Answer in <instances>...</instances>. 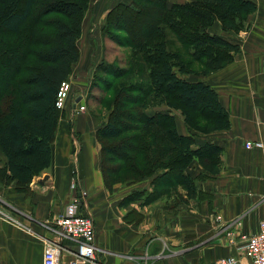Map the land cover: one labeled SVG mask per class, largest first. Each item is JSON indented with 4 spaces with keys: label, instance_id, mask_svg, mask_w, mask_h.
Returning a JSON list of instances; mask_svg holds the SVG:
<instances>
[{
    "label": "crops",
    "instance_id": "obj_1",
    "mask_svg": "<svg viewBox=\"0 0 264 264\" xmlns=\"http://www.w3.org/2000/svg\"><path fill=\"white\" fill-rule=\"evenodd\" d=\"M245 1L257 6L247 15L245 29L222 38L238 45V51L223 68L201 80L215 92L227 127L201 133L190 129L181 114L183 120L175 122L179 135L192 138V150L211 146L221 151L215 157L217 173L205 171L197 159L185 169L195 182V197L188 199L178 187L155 199L160 170L137 187L110 191L103 181L97 141L104 120L75 111L71 104L59 116L50 166L24 190L16 181L1 183L9 173L0 152V264H42L46 244L56 240L50 227L65 214L72 197L84 190L87 197L79 211L93 221L101 264H216L221 258L250 264L227 235L255 234L264 218V9L260 1ZM85 23L86 17L82 32ZM80 39L70 82L86 78L92 70L89 59H82ZM247 142H261L263 147L246 148ZM61 244L75 251L73 243L63 239Z\"/></svg>",
    "mask_w": 264,
    "mask_h": 264
},
{
    "label": "trees",
    "instance_id": "obj_2",
    "mask_svg": "<svg viewBox=\"0 0 264 264\" xmlns=\"http://www.w3.org/2000/svg\"><path fill=\"white\" fill-rule=\"evenodd\" d=\"M166 1L119 2L107 13L105 29L113 26L123 31L117 21L113 24L112 15L122 10L118 18L127 24L130 17L148 16L154 13L149 9H156L155 22L131 43L136 61L150 65L151 90L132 95L140 92L130 86L128 92L122 89L115 98L117 114L98 131L101 173L110 189L109 182L122 172L120 179L133 183L160 170L163 174L154 182L155 199L178 187L193 199L195 182L184 173L185 169L197 159L205 171L215 174L219 165L215 157L221 151L211 146L192 150V138L178 134L172 116H148L144 109L165 105L178 110L185 124L201 133L225 129L228 123L215 92L206 83L177 76L175 69L183 75L192 72L177 53L167 50L166 33L172 31L186 48L191 47L192 59H204L200 73L194 75L205 77L228 64L239 46L209 35L203 28L219 21L238 33L240 26L234 25L233 19L254 13L257 7L245 0H199L181 5ZM88 6V0H0L1 31L20 39L13 44L0 39V152L9 173L1 183L16 181L24 190L50 166L51 144L62 111L55 107V97L79 58L77 41ZM30 20L31 30L24 32ZM185 28L190 35L184 33ZM200 103L210 114L194 110ZM187 111H195L198 118ZM200 119L206 122L203 127L198 126ZM126 120L130 124L125 126ZM108 140L117 143L106 146L104 141ZM121 148H126V153L118 154Z\"/></svg>",
    "mask_w": 264,
    "mask_h": 264
},
{
    "label": "rangeland",
    "instance_id": "obj_3",
    "mask_svg": "<svg viewBox=\"0 0 264 264\" xmlns=\"http://www.w3.org/2000/svg\"><path fill=\"white\" fill-rule=\"evenodd\" d=\"M172 1L178 2L177 4H186L190 2H195L199 0H167V4H171ZM262 2L260 5V10L264 9V0H257ZM89 6L87 12L85 13L86 23L85 31L82 32V37L79 41V47L81 51L82 59H89L88 66H92V70L88 72L87 77H76V81H68L71 83V93L68 100V105L73 103H78L83 105L85 110L84 112L89 113L90 115L104 120L106 124L110 116L115 117L116 105L115 98L122 89L128 92L130 86H133L136 91L132 95H143L151 90V80L149 79V64L140 65L136 58L132 56L133 47L131 43H134V40H138L143 33L149 29V27L155 22V6L149 10L154 13H148L149 15H143L142 17H130L127 24L122 22V19L118 18L119 15H123V11L120 10L117 14L112 15L113 24L117 23L123 27V31L117 30L110 26L105 29V19L108 13L110 6L120 2L119 0H88ZM124 4H129L130 0H124ZM257 7V6H256ZM149 8V7H148ZM106 11V12H105ZM264 14V12H263ZM126 14L124 13V16ZM251 15V14H250ZM135 18V19H134ZM248 16L245 17H235L232 23L236 26H240L239 31L245 29L246 20ZM219 21H214L210 25H207L203 30L209 35H216L220 38L228 40V36L232 34H237L236 30H231L225 28V24L216 23ZM31 20L24 28V32L31 30ZM242 27V28H241ZM238 28V27H237ZM190 31L185 28L184 33L188 34ZM189 33L188 35H190ZM227 36V38H225ZM233 36V35H232ZM19 37L13 35H7L5 32L1 31L0 28V39L8 40V43L13 44L15 41H19ZM167 45L166 48L169 52L177 53L179 59L187 65V69L192 73L189 74H180L175 69L177 76L181 79L194 82L202 80L200 75H194V73H200L203 65L204 59L194 60L190 57L192 53V48H186L178 40L172 31H167L166 33ZM231 41V40H230ZM1 42V41H0ZM35 48V46H34ZM32 47V49H34ZM94 59L101 62V65H95ZM99 67V68H98ZM94 70V71H93ZM7 77L6 75L2 77L3 79ZM81 96V98H78ZM79 99V102L77 101ZM76 99V100H75ZM82 100V103H81ZM77 101V102H76ZM195 111H201L204 114H210V111L205 107V104H198ZM195 111H187L190 116L192 115L195 118H198V114ZM83 112V113H84ZM145 114L148 116L152 115H167L173 116L174 123L177 120H183L180 116L178 110H174L166 107L165 105H159L157 107H149L144 109ZM64 113V110L61 111ZM130 121L126 120L124 125H129ZM206 122L203 119L199 120L198 126H204ZM97 141L100 144V139L97 136ZM103 142V141H101ZM106 146L111 144H116L117 140H108L104 141ZM101 145V144H100ZM102 149V148H101ZM126 148L118 149V154L126 153ZM114 166V165H113ZM155 174V172H154ZM124 172L117 179L109 182L110 191L116 190L119 187L125 188L132 185H139L143 183V179L138 182L128 183L125 180H122ZM145 182V181H144ZM138 183V184H137ZM132 188V187H131ZM135 188V187H133ZM181 189V188H179ZM84 196H86V191H82ZM87 197V196H86Z\"/></svg>",
    "mask_w": 264,
    "mask_h": 264
},
{
    "label": "built area",
    "instance_id": "obj_4",
    "mask_svg": "<svg viewBox=\"0 0 264 264\" xmlns=\"http://www.w3.org/2000/svg\"><path fill=\"white\" fill-rule=\"evenodd\" d=\"M71 93V83L63 81L56 93L55 107L65 110L71 104H67ZM75 111L84 112L83 105L73 103ZM246 148H262L261 142H247ZM76 190V183L71 186ZM85 194L82 191L75 194L66 206L64 215L55 219L50 229L54 232L56 240H50L44 249L42 264H101L97 259L99 249L95 245V230L93 221L89 216L83 215L80 206ZM230 244H237L250 264H264V218L259 223L257 233L237 237L227 231ZM67 240L74 244L75 251L66 249L61 240ZM71 257L66 260L65 257ZM233 258H221L216 264H235Z\"/></svg>",
    "mask_w": 264,
    "mask_h": 264
},
{
    "label": "water",
    "instance_id": "obj_5",
    "mask_svg": "<svg viewBox=\"0 0 264 264\" xmlns=\"http://www.w3.org/2000/svg\"><path fill=\"white\" fill-rule=\"evenodd\" d=\"M77 101H78V100H77ZM77 101H76V102H77Z\"/></svg>",
    "mask_w": 264,
    "mask_h": 264
}]
</instances>
